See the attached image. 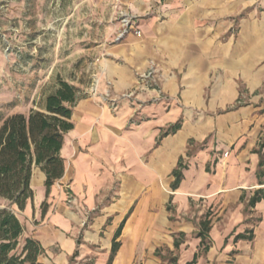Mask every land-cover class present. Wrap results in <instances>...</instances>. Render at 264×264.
Here are the masks:
<instances>
[{
  "label": "crops",
  "instance_id": "crops-1",
  "mask_svg": "<svg viewBox=\"0 0 264 264\" xmlns=\"http://www.w3.org/2000/svg\"><path fill=\"white\" fill-rule=\"evenodd\" d=\"M123 4L131 23L96 94L78 91L62 176L46 194L33 164L32 198L10 206L22 240L37 264H264V0Z\"/></svg>",
  "mask_w": 264,
  "mask_h": 264
},
{
  "label": "rangeland",
  "instance_id": "rangeland-1",
  "mask_svg": "<svg viewBox=\"0 0 264 264\" xmlns=\"http://www.w3.org/2000/svg\"><path fill=\"white\" fill-rule=\"evenodd\" d=\"M129 14L123 0H0V123L15 112L44 111L58 79L90 87ZM22 244L19 236L12 252Z\"/></svg>",
  "mask_w": 264,
  "mask_h": 264
},
{
  "label": "trees",
  "instance_id": "trees-1",
  "mask_svg": "<svg viewBox=\"0 0 264 264\" xmlns=\"http://www.w3.org/2000/svg\"><path fill=\"white\" fill-rule=\"evenodd\" d=\"M79 89L72 83L58 79L55 89L46 95L44 111L31 109L28 113L15 112L0 123V198L6 205L0 208V264H37L42 251L40 244L32 237H25L20 252H12L23 227L11 205L23 209L33 196L30 187L32 165L44 172L46 194L64 170L60 149L64 134L73 128L71 115ZM174 185L181 173L173 169ZM264 197V195H262ZM260 199L253 196L250 203ZM44 204V203H43ZM209 220L201 224L198 232L203 242L208 231ZM120 229L118 230V232ZM192 261L186 264H192Z\"/></svg>",
  "mask_w": 264,
  "mask_h": 264
},
{
  "label": "built area",
  "instance_id": "built-area-1",
  "mask_svg": "<svg viewBox=\"0 0 264 264\" xmlns=\"http://www.w3.org/2000/svg\"><path fill=\"white\" fill-rule=\"evenodd\" d=\"M123 21H124V25H125L126 27H125V28L123 29V31L120 33V36L126 31L127 27H129V25H130V23H131V17H130V16L125 17V18L123 19ZM135 32H136V33H140L139 30H135ZM152 73H153V69L150 68V69H148L147 71L141 73L140 75L145 76V77H148V76L151 75ZM97 83H98V80H97V79H94L92 85L89 87V92H90L91 94H96ZM121 96H122V97H127V96H129V93H128V92H127V93L124 92V93H122Z\"/></svg>",
  "mask_w": 264,
  "mask_h": 264
}]
</instances>
